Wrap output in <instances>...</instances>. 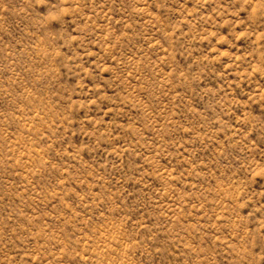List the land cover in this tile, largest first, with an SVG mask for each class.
Returning <instances> with one entry per match:
<instances>
[{
  "label": "rangeland",
  "instance_id": "rangeland-1",
  "mask_svg": "<svg viewBox=\"0 0 264 264\" xmlns=\"http://www.w3.org/2000/svg\"><path fill=\"white\" fill-rule=\"evenodd\" d=\"M0 264H264V0H0Z\"/></svg>",
  "mask_w": 264,
  "mask_h": 264
}]
</instances>
